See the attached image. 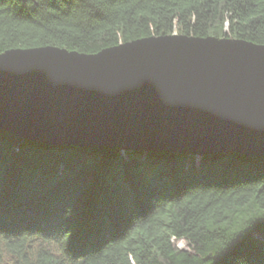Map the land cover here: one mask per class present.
Segmentation results:
<instances>
[{
	"label": "trees",
	"instance_id": "trees-1",
	"mask_svg": "<svg viewBox=\"0 0 264 264\" xmlns=\"http://www.w3.org/2000/svg\"><path fill=\"white\" fill-rule=\"evenodd\" d=\"M175 32L263 45L264 0H0V54H93ZM6 262L264 264V153L54 146L0 129Z\"/></svg>",
	"mask_w": 264,
	"mask_h": 264
},
{
	"label": "water",
	"instance_id": "water-1",
	"mask_svg": "<svg viewBox=\"0 0 264 264\" xmlns=\"http://www.w3.org/2000/svg\"><path fill=\"white\" fill-rule=\"evenodd\" d=\"M0 129L54 146L256 156L264 44L168 35L93 54L10 49L0 54Z\"/></svg>",
	"mask_w": 264,
	"mask_h": 264
},
{
	"label": "rangeland",
	"instance_id": "rangeland-1",
	"mask_svg": "<svg viewBox=\"0 0 264 264\" xmlns=\"http://www.w3.org/2000/svg\"><path fill=\"white\" fill-rule=\"evenodd\" d=\"M173 35H178L176 32L173 34ZM156 37V36H154ZM71 51V50H70ZM81 53V52H80ZM99 149V148H98ZM122 151H124V149H122ZM190 155V154H189ZM197 156H200V155H197ZM255 235L256 236H259V233L255 232ZM176 244L179 248L183 249V250H189V245L187 243V241L185 240H179V241H176ZM36 246H46L47 247V243H41L40 241H38L36 243ZM6 264H10L9 262H6Z\"/></svg>",
	"mask_w": 264,
	"mask_h": 264
},
{
	"label": "bare ground",
	"instance_id": "bare-ground-1",
	"mask_svg": "<svg viewBox=\"0 0 264 264\" xmlns=\"http://www.w3.org/2000/svg\"><path fill=\"white\" fill-rule=\"evenodd\" d=\"M41 243H49V242H47V240H45V239H42L41 241H40ZM51 246H53V247H55L56 248V244L55 243H53V244H51ZM61 246V243L59 242L58 243V245H57V247H60ZM38 247V246H37ZM62 251V250H61ZM56 254H58V253H56ZM63 259H64V257H62Z\"/></svg>",
	"mask_w": 264,
	"mask_h": 264
}]
</instances>
